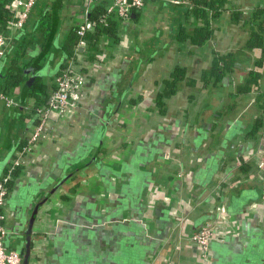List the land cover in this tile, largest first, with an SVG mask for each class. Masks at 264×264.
I'll use <instances>...</instances> for the list:
<instances>
[{
	"label": "crops",
	"instance_id": "obj_1",
	"mask_svg": "<svg viewBox=\"0 0 264 264\" xmlns=\"http://www.w3.org/2000/svg\"><path fill=\"white\" fill-rule=\"evenodd\" d=\"M63 1L48 6L53 27ZM82 1L83 20L72 16L62 38L51 26L41 30L42 18L31 19L35 5L23 28L2 31L10 41L0 58V93L16 106L0 99V177L36 125L30 80L40 78L50 96L69 32L95 4L113 0ZM161 1L185 8L163 44L155 28L130 29L141 9L112 18L114 37L75 48L64 64L85 77L81 102L48 115L7 196L4 244L21 264H103L121 236L149 247L143 264H264V0H229L202 45L177 37L180 27L194 28L189 0ZM252 32L260 44L251 48ZM222 56L233 69L218 82L205 80ZM10 71L23 81L5 90ZM168 102L176 107L170 115ZM198 219L217 227L206 254L188 241Z\"/></svg>",
	"mask_w": 264,
	"mask_h": 264
},
{
	"label": "built area",
	"instance_id": "obj_2",
	"mask_svg": "<svg viewBox=\"0 0 264 264\" xmlns=\"http://www.w3.org/2000/svg\"><path fill=\"white\" fill-rule=\"evenodd\" d=\"M36 1L37 0L15 1V17L7 23V31L13 33L23 28ZM97 1L98 0H87L88 4H95ZM147 1L149 0H113L112 3L105 8L104 16L99 19L98 22L105 24L106 19L109 17L121 20L128 19L132 12L141 10ZM96 24V21L91 20L87 14L85 20L77 27L76 30V34L79 38L76 49H86V47H88L86 37L94 30ZM9 41V37L0 31V58H2L5 54ZM85 84V77L74 72L72 70V65L67 66L61 71L59 76L56 78L55 86L50 93L47 105H45L43 109L39 108L35 111L37 124L33 128L29 139L22 149L19 150L16 157L11 161L8 167V172L0 178V264H21V257L19 254L15 251H7L4 244L6 235L4 226L6 221L5 206L9 193V183H11L12 180L11 171L15 167H19L21 165L25 153L44 137L45 123L50 113L62 116L67 110L78 108L83 97ZM0 99L5 100L7 105L16 106L13 101L6 99L2 93H0ZM260 165L262 166L263 164ZM216 212L219 216L218 211ZM216 233L217 227L207 223L193 233L188 238V241L198 247L202 253L206 254L209 248V242L216 235ZM167 264L175 263L168 261Z\"/></svg>",
	"mask_w": 264,
	"mask_h": 264
},
{
	"label": "trees",
	"instance_id": "obj_3",
	"mask_svg": "<svg viewBox=\"0 0 264 264\" xmlns=\"http://www.w3.org/2000/svg\"><path fill=\"white\" fill-rule=\"evenodd\" d=\"M15 1L16 0H0V31L7 30V23L15 17ZM229 0H189V6L187 8L186 14L188 16H192L195 23L194 28L191 33H186L184 27H180L178 30L177 37L180 41L189 40L193 44L202 45L206 41H208L213 34V29L211 27V22L218 18L226 9L225 6ZM105 6L104 2H99L93 6V8L89 12V18L91 20L96 21V26L94 30L89 33L86 37L89 48H94L97 44V41L100 36L107 35L109 37H114L116 35V23L112 20L111 17L106 19V23H99V19L103 18L105 13ZM238 12H232V15L238 16ZM76 28H73L66 40L63 44L62 50L65 53V58L62 63V66L57 70L56 77L59 76L61 70L64 68V64L70 60L75 52V48L78 44L79 38L76 34ZM260 44V37L256 36L254 32L250 34V37L247 41L248 47H257ZM75 54V53H74ZM74 58V57H73ZM233 61L230 56H222L216 57L213 59V63L211 68L204 74V79L207 78L214 79L215 82H218L222 79L225 71H231L233 69ZM41 68L39 63H36L35 70ZM34 71L31 73L32 77L34 76ZM207 77V78H206ZM30 80L29 82V96L35 97V107L33 111H36L40 107V103L44 104L47 99L48 95L45 93L44 86L41 82V79L38 78L37 80ZM23 81V75L17 71H10L4 78V87L5 90H11L17 86H19ZM167 86H170L169 84ZM54 89V88H53ZM171 88L166 90L167 93L171 92ZM239 90H245L244 88H240ZM37 124V119H36ZM27 141L23 142L19 145L18 150H21L22 147L26 144ZM19 167H15L11 171L12 177L17 174L19 171ZM8 172V168L5 167L3 170V175ZM1 176V177H2ZM0 177V178H1ZM11 183H9L10 187Z\"/></svg>",
	"mask_w": 264,
	"mask_h": 264
},
{
	"label": "rangeland",
	"instance_id": "obj_4",
	"mask_svg": "<svg viewBox=\"0 0 264 264\" xmlns=\"http://www.w3.org/2000/svg\"><path fill=\"white\" fill-rule=\"evenodd\" d=\"M79 1V5H81L77 8L75 5H72L71 1L68 2V0H64L60 6L61 10H57L55 20L56 24L53 27V18L51 10L48 7L51 0H37L31 14V19L40 20L42 18L44 25H41V30H44L42 27L48 26L49 28L51 26L53 30L54 28L56 30V32H54V36L56 35L62 38L68 26H71L78 20L82 21L84 18V4L82 0ZM142 9V13L137 20L128 22L130 29L140 30L143 28H155L156 33L160 31L158 39L161 44L168 40L169 32L175 29L176 19H179L185 12L184 7L165 4L161 0H149L145 3ZM75 14L78 16L76 17ZM72 16L75 17V20L72 21L73 23L70 22V18ZM47 35L48 37L51 36L48 30ZM182 91V93L185 94L187 89L184 88ZM177 104H180V102H177ZM175 108V106L173 107L170 102H168V115L173 114L172 111H174Z\"/></svg>",
	"mask_w": 264,
	"mask_h": 264
},
{
	"label": "flooded vegetation",
	"instance_id": "obj_5",
	"mask_svg": "<svg viewBox=\"0 0 264 264\" xmlns=\"http://www.w3.org/2000/svg\"><path fill=\"white\" fill-rule=\"evenodd\" d=\"M211 174L212 173L206 174V176L203 179L204 184L210 182ZM64 177L65 176L63 174V177H61V181L63 179V182L65 180ZM214 215H216V214H214ZM201 221H202L201 219H198L195 222V224H198L200 227L203 224ZM138 239H139V237H138ZM211 240L209 242V245L211 243ZM142 242H143L142 240H138V241L131 240V239L125 238L124 236H121V238H117L116 242L113 244L111 251H108V252L103 254V258H102L103 264H143V263H145V259L149 256L147 254L150 251H149V247L147 245L144 246L143 244H141ZM144 244H147V243L144 242ZM149 246H150V244H149ZM254 258H251V260H254ZM74 263L75 264H81V262H78V261H75ZM61 264H64L63 261H61Z\"/></svg>",
	"mask_w": 264,
	"mask_h": 264
},
{
	"label": "water",
	"instance_id": "obj_6",
	"mask_svg": "<svg viewBox=\"0 0 264 264\" xmlns=\"http://www.w3.org/2000/svg\"><path fill=\"white\" fill-rule=\"evenodd\" d=\"M34 69V65H32L29 69H27V70H24L23 72L24 73H29V72H31L32 70ZM40 74L38 73V76H39ZM7 162V159L2 163V167L4 166V164ZM0 173H1V170H0ZM55 173H56V175L58 174H60V173H62V169H57L56 171H55ZM51 177H53V178H55L53 175L51 176ZM65 181V180H64ZM62 182H63V179H62Z\"/></svg>",
	"mask_w": 264,
	"mask_h": 264
}]
</instances>
